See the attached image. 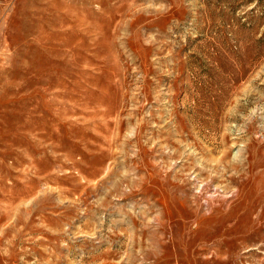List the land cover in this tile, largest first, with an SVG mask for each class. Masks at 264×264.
<instances>
[{
    "label": "rangeland",
    "instance_id": "rangeland-1",
    "mask_svg": "<svg viewBox=\"0 0 264 264\" xmlns=\"http://www.w3.org/2000/svg\"><path fill=\"white\" fill-rule=\"evenodd\" d=\"M0 264H264V0H0Z\"/></svg>",
    "mask_w": 264,
    "mask_h": 264
}]
</instances>
